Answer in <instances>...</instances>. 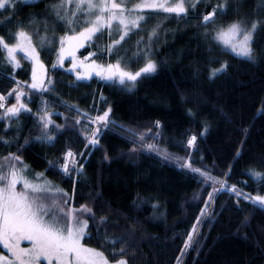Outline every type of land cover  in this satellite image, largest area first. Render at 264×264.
Wrapping results in <instances>:
<instances>
[{
    "label": "trees",
    "instance_id": "trees-1",
    "mask_svg": "<svg viewBox=\"0 0 264 264\" xmlns=\"http://www.w3.org/2000/svg\"><path fill=\"white\" fill-rule=\"evenodd\" d=\"M53 2L56 0H39L25 5L21 1L16 9L18 15L13 17L11 23H3L7 17H0V35L9 38L20 22H25L27 27L29 18L34 15L43 16L46 5ZM217 2L218 0H207L198 5L196 12H209ZM258 3L259 0H242L239 17L234 16L230 10L217 23L225 24L245 17L249 20H264V10L258 9ZM231 7L235 8L236 5ZM257 11L260 13L258 16ZM189 16H192L191 9ZM155 23L156 21H151L149 26ZM35 27L33 25L28 30L31 32ZM197 28L198 23H177L175 19L164 21L160 43L154 45L158 70L147 78L138 80L132 91L95 76L89 81L80 82L78 88H71L68 85L74 80V75L64 67L58 68L54 74L58 82V95L47 97L52 104V119L57 124L64 123L62 117L55 115L56 112L71 118L72 114L60 103L63 99L93 116L97 114L94 107L103 112L110 105V117L116 125L131 126L138 130L151 128L155 132L152 125L155 121H160L163 125L159 130L160 139L150 142L166 148L173 156L190 155L189 163L192 167L210 169L214 176L224 177L227 173V183L237 185L245 193L264 194V184L254 181L247 174L251 167L264 170L260 167L264 163V110L260 106L264 99V31L258 34L254 43L260 57L257 63L214 49L213 57L227 61L230 67L226 75L209 81L204 71L209 59L207 46L203 37L196 34ZM164 30H167L166 35ZM137 39L138 36L130 34L124 42L129 56ZM33 40L36 37L33 36ZM103 42H106V38ZM94 50L95 48L86 46L77 55L84 56ZM52 56L45 58L50 75L51 64L56 57ZM99 62L105 61L101 59ZM22 64L23 68L17 69L15 73L16 78L30 82V62L23 61ZM137 67L138 65L133 64V69ZM196 68L200 69L199 73ZM13 86L5 72L0 70V93H7ZM101 95L105 98L104 101L100 99ZM9 102L15 103L14 98L9 97ZM39 103V98H36L29 107L35 111ZM188 109L196 115L190 116ZM21 119L23 130L20 132L19 143H23L24 137L30 135L29 130L33 126V120L29 116L22 115ZM205 124L208 131L201 135ZM13 134L12 129H9L6 135ZM189 134L197 136L196 148H187L186 138ZM31 135L36 133L32 132ZM126 135L120 127H112L111 131H106L101 137L102 148L89 149L91 155H86L84 159L88 179L84 182L77 180L71 205L78 207L89 203L97 216L108 215L109 227L114 228L117 235L119 229L134 225L137 237L145 240L140 252L143 264H175L186 233L191 231L207 200V193L212 189L200 183L199 174L188 168H180L175 160H163L155 153L127 158L131 145L124 138ZM68 147L74 152L86 151L82 137L75 131H68L59 136L54 147L35 143L26 147L23 160L31 166L32 171L43 172L71 195L72 180L75 177L69 178L59 169L48 165L49 160L56 162ZM8 151L15 152L16 148L0 146V156L6 155ZM105 151L108 160L104 159ZM237 151L241 153L239 157L236 156ZM97 193L102 200L96 198ZM157 201L159 207L154 211L152 205ZM105 202L111 205V210ZM222 207L224 211H221ZM240 207L245 211L236 209L235 197L231 193H216L213 208L217 213L215 221L211 227L205 223L199 229L200 236L205 237L203 247L199 255L192 249L187 250L186 256L182 258L183 264H264V256L261 254V248H264V211L257 208L251 216L250 227L237 232L242 218L249 214L250 206L241 200ZM92 224L93 221L89 220L90 228ZM245 235L247 240L243 238ZM85 242L91 247H100V242L95 239L88 241L86 237Z\"/></svg>",
    "mask_w": 264,
    "mask_h": 264
},
{
    "label": "snow or ice",
    "instance_id": "snow-or-ice-1",
    "mask_svg": "<svg viewBox=\"0 0 264 264\" xmlns=\"http://www.w3.org/2000/svg\"><path fill=\"white\" fill-rule=\"evenodd\" d=\"M20 2L21 0H0V17H7L3 23H11L13 17L18 15L16 9ZM22 2L31 5L39 0ZM206 2L207 0H56L46 5L43 16L34 15L29 18L27 27L25 22H20L9 38L0 35V70L5 72L14 85L7 93H0V146L16 148L15 152L8 151L6 155L0 156V245L8 253L6 255L0 251V264H143L140 252L145 240L137 237L134 225L119 229L117 235L116 230L109 227L108 215L97 216L89 203L78 207L71 206L77 180L84 182L88 179L84 170L85 156L91 155L89 149L102 148L101 137L106 131H111L112 127H120L127 134L124 138L131 145L127 158L155 153L163 160H175L180 168H188L199 174L200 183L212 189L207 193V200L191 231L186 233L175 264H183L182 258L189 249L199 255L205 239L200 236L199 229L205 223L211 227L215 221L217 213L213 208L216 193L227 191L234 195L238 211H245L240 207L241 200L249 204V214L242 218L237 232L250 227L251 216L257 208L264 211V194L245 193L237 185L227 183V173L224 177L214 176L210 169L192 167L189 163L190 155L173 156L166 148L153 143L161 136L160 121H155L152 125L155 132L151 128L138 130L131 126L116 125L110 117V105L103 112L94 107L97 114L93 116L78 105L63 99L60 103L72 114L71 118L56 112L55 115L62 117L64 123L57 124L52 119V104L47 97L58 95V82L54 74L58 68L64 67L65 60L70 62V68L66 71L74 74V80L68 87L78 88L80 82L89 81L95 76L132 91L138 80L157 72L159 64L155 59L154 45L160 43L163 22L169 19H175L177 23H198L196 34L203 37L209 56L204 69L209 81L226 75L230 67L227 61L213 57L214 49L257 63L260 57L254 43L258 34L264 31V20H249L245 17L218 24L217 21L223 19L230 10L234 16L239 17L242 0H218L211 11L197 13L198 5ZM231 5L236 7L232 8ZM257 7L264 10V0H259ZM259 14L257 11L256 15ZM151 21L156 23L149 26ZM33 25L36 27L30 32L28 29ZM166 33L167 30H164L165 35ZM130 34L139 37L131 56L124 46ZM33 36L36 37L35 41ZM105 38L106 42H103ZM86 46L95 50L78 56L80 49ZM45 47L56 49L51 75L41 60L40 50ZM18 53L23 55L18 57ZM101 59L105 62H99ZM22 60L30 62V82L16 78L17 69L23 68ZM133 64L138 67L133 69ZM196 71L199 73L200 69L196 68ZM9 97L14 98L15 103H10ZM36 98H39L40 103L33 111L29 104ZM100 99L105 100L102 95ZM260 106L264 110V99ZM188 113L190 116L196 115L191 109H188ZM22 115L29 116L33 120V126L29 130L30 135L24 137L23 143H19L20 132L23 130ZM9 129L14 133L11 136L6 135ZM68 131H75L82 137L86 151L74 152L68 147L56 162L49 160L48 165L50 168L59 169L69 178L75 177L72 180L71 195L53 185L43 172L32 171L31 166L23 160L26 147L33 143L54 147L59 136ZM207 131L208 126L205 124L201 135ZM32 132L36 135H31ZM196 141L197 136L189 134L186 138L187 148H196ZM240 155V151H237L236 156ZM104 159H109L106 151ZM260 167L264 169V163ZM230 171L231 167L229 173ZM247 174L254 181L264 184V170L251 167ZM96 198L102 200L98 193ZM105 204L111 210V205L107 202ZM152 207L155 211L159 202ZM221 211H224L223 207ZM89 220L93 221L91 228ZM86 237L88 241H99L100 247L89 246L85 242ZM175 238L174 235L173 239ZM243 238L248 239L247 235ZM24 241L30 246L22 247ZM257 247L261 246L257 243ZM261 254L264 256V248H261Z\"/></svg>",
    "mask_w": 264,
    "mask_h": 264
},
{
    "label": "rangeland",
    "instance_id": "rangeland-1",
    "mask_svg": "<svg viewBox=\"0 0 264 264\" xmlns=\"http://www.w3.org/2000/svg\"><path fill=\"white\" fill-rule=\"evenodd\" d=\"M22 1V0H21ZM35 37V36H34ZM40 54H41V59H43V62L45 63V65H46V61H45V58H48V57H51L52 55H55V48H53V47H45L44 49H42V50H40ZM23 54L22 53H18V57L19 56H22ZM53 57V56H52ZM55 58L56 57H54V61H55ZM22 63H23V60H22ZM64 68H66V69H68V68H70V67H64ZM74 75V74H73ZM84 82V81H83ZM46 177V176H45ZM47 178V177H46ZM49 181H51L52 182V184L53 185H56V186H58V187H60V188H62L58 183H56V182H54V181H52V180H50L49 178H47ZM20 186L18 185V188H19ZM63 189V188H62ZM72 206V205H71ZM22 247H28V246H30L29 245V243L27 242V241H24V242H22V245H21ZM2 249H4L3 248V245H0V251H2L4 254H8L7 253V250L6 249H4V250H2Z\"/></svg>",
    "mask_w": 264,
    "mask_h": 264
},
{
    "label": "crops",
    "instance_id": "crops-1",
    "mask_svg": "<svg viewBox=\"0 0 264 264\" xmlns=\"http://www.w3.org/2000/svg\"><path fill=\"white\" fill-rule=\"evenodd\" d=\"M42 60V59H41ZM70 62H69V60H65V62H64V67H70ZM69 65V66H68Z\"/></svg>",
    "mask_w": 264,
    "mask_h": 264
},
{
    "label": "bare ground",
    "instance_id": "bare-ground-1",
    "mask_svg": "<svg viewBox=\"0 0 264 264\" xmlns=\"http://www.w3.org/2000/svg\"><path fill=\"white\" fill-rule=\"evenodd\" d=\"M160 124H161V127H160V129L159 130H161L162 128H163V125H162V123L160 122Z\"/></svg>",
    "mask_w": 264,
    "mask_h": 264
}]
</instances>
